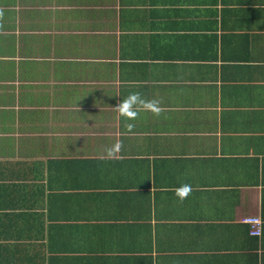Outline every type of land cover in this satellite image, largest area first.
I'll return each instance as SVG.
<instances>
[{
	"label": "crops",
	"instance_id": "obj_1",
	"mask_svg": "<svg viewBox=\"0 0 264 264\" xmlns=\"http://www.w3.org/2000/svg\"><path fill=\"white\" fill-rule=\"evenodd\" d=\"M0 264H264V0H0Z\"/></svg>",
	"mask_w": 264,
	"mask_h": 264
},
{
	"label": "clouds",
	"instance_id": "obj_2",
	"mask_svg": "<svg viewBox=\"0 0 264 264\" xmlns=\"http://www.w3.org/2000/svg\"><path fill=\"white\" fill-rule=\"evenodd\" d=\"M156 101H144L139 93H129L123 100H121L117 105L116 109L120 116L127 119H134L138 115L137 108L143 107L147 110H151L154 113H159V108L155 107ZM130 128L131 125H128ZM121 142L117 140L111 147L105 150V155L107 158H113L121 148ZM191 191V186L188 184H181L175 192V195L183 200Z\"/></svg>",
	"mask_w": 264,
	"mask_h": 264
},
{
	"label": "built area",
	"instance_id": "obj_3",
	"mask_svg": "<svg viewBox=\"0 0 264 264\" xmlns=\"http://www.w3.org/2000/svg\"><path fill=\"white\" fill-rule=\"evenodd\" d=\"M250 228V235L253 237H260L263 233V222L258 217H250L243 221Z\"/></svg>",
	"mask_w": 264,
	"mask_h": 264
}]
</instances>
